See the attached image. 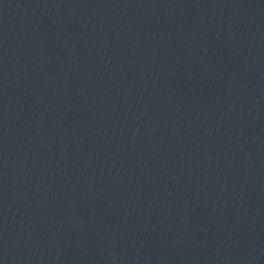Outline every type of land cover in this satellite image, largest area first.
<instances>
[{
    "label": "water",
    "instance_id": "1",
    "mask_svg": "<svg viewBox=\"0 0 264 264\" xmlns=\"http://www.w3.org/2000/svg\"><path fill=\"white\" fill-rule=\"evenodd\" d=\"M0 264H264V0H0Z\"/></svg>",
    "mask_w": 264,
    "mask_h": 264
}]
</instances>
